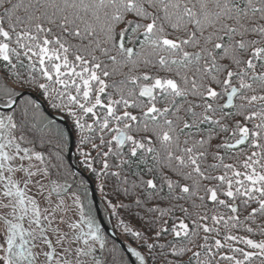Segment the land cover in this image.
<instances>
[{"label": "snow or ice", "instance_id": "1", "mask_svg": "<svg viewBox=\"0 0 264 264\" xmlns=\"http://www.w3.org/2000/svg\"><path fill=\"white\" fill-rule=\"evenodd\" d=\"M0 264H264V0H0Z\"/></svg>", "mask_w": 264, "mask_h": 264}, {"label": "trees", "instance_id": "2", "mask_svg": "<svg viewBox=\"0 0 264 264\" xmlns=\"http://www.w3.org/2000/svg\"><path fill=\"white\" fill-rule=\"evenodd\" d=\"M77 160H78V157H76V154H75V149L73 147V152H72V161H73V164L79 169V165L77 164ZM74 169V168H73ZM75 170V169H74ZM81 172H82V175L87 177L88 178V181L93 185V188H94V191L96 193V196H97V200H98V204H99V207H100V210H101V214H102V217L106 223V225L111 229L112 231V234H113V227L115 225V220H109V215H108V212L105 211V207H104V204L102 203L101 201V193L99 192V190L96 188V182L94 181V179L90 176L89 173L87 172H83L82 169H79ZM89 182L87 183V188L89 190V200L93 202L92 200V197H91V190H90V184ZM93 208L95 210V207H94V203H93ZM95 214H96V211H95ZM98 220V219H97ZM120 240H123L124 237H118Z\"/></svg>", "mask_w": 264, "mask_h": 264}, {"label": "water", "instance_id": "3", "mask_svg": "<svg viewBox=\"0 0 264 264\" xmlns=\"http://www.w3.org/2000/svg\"><path fill=\"white\" fill-rule=\"evenodd\" d=\"M38 98V97H37ZM73 152V151H72ZM72 152L71 153H68V158L70 160H72ZM73 163V161H72ZM73 168L75 170H77L78 168L73 164ZM90 184V190H91V197H92V200H93V203H94V207H95V211H96V216H97V219L99 222H101L102 224V227L104 228V230L106 231V233L111 236L112 235V231L111 229L106 225L103 217H102V214H101V210H100V207H99V204H98V200H97V196H96V193L94 191V188H93V185L89 182ZM119 239V238H118Z\"/></svg>", "mask_w": 264, "mask_h": 264}]
</instances>
